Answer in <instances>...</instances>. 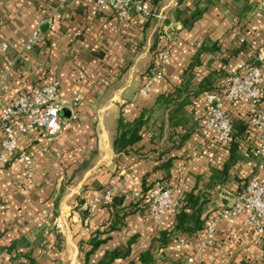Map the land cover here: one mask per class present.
<instances>
[{"label":"crops","instance_id":"1","mask_svg":"<svg viewBox=\"0 0 264 264\" xmlns=\"http://www.w3.org/2000/svg\"><path fill=\"white\" fill-rule=\"evenodd\" d=\"M185 1L158 0L159 14L153 15L154 19L132 14L131 21L124 24L114 11L98 10L94 0H65L61 7L58 0H0V44L8 45L10 56L23 50L33 31H40L39 43L24 54L10 77L12 96L54 79L70 103L69 117L74 116L68 133L47 147L39 137L20 141V149L34 154L31 182H25L19 163L0 165V264H99L107 252L128 242L130 256L111 264H128L150 248L158 264H263L264 238L256 239L243 226L248 213L239 215L232 225L220 222L211 236L198 233L190 243L187 241L186 252L192 257L189 261L175 251L172 240L164 249L154 242L160 232L171 229V217L153 223L147 210L138 206V212L115 223L103 208L93 215L87 211L90 198L110 186L124 192L126 204L131 203L127 193L141 192L146 180L148 185L168 186L174 198L192 190L206 193L204 216L210 217L229 209L234 195L257 174L252 154L255 139L250 133L241 143L238 160L227 179H212L222 170L229 152L199 127L197 118L204 112V94L185 107L183 122L177 127H171L170 115L157 99L172 96L180 87L183 72L203 44L214 43L221 50L200 56V65L192 70V85L216 71L221 74L214 92H221L228 80L225 67L253 61L257 47L249 41L252 38L246 27L248 18H263L264 1L260 0L258 9L239 22L235 16L234 23L225 16L212 21L208 5L202 19L190 30L182 29L170 16L192 3ZM226 1L238 8L235 0ZM238 23H243L242 28L233 27ZM156 25L162 28L157 31ZM239 33L244 34L246 52L223 64L221 59L228 57L225 50ZM155 46L170 52V62L162 80L145 92L143 83L158 63L152 50ZM46 62L48 67L44 68ZM29 64L40 80L36 85L28 79ZM75 98L78 102L73 105ZM232 107H228L231 117L249 125L247 107ZM144 110H151L152 115H144L142 141L127 155L115 154L112 140L118 120L132 122ZM91 152L95 155L90 168L77 172ZM259 176L264 180V172ZM65 177L71 179L67 188ZM96 235L104 242L92 251L90 242ZM202 242L205 245L201 246ZM12 245L14 248L9 249Z\"/></svg>","mask_w":264,"mask_h":264},{"label":"built area","instance_id":"2","mask_svg":"<svg viewBox=\"0 0 264 264\" xmlns=\"http://www.w3.org/2000/svg\"><path fill=\"white\" fill-rule=\"evenodd\" d=\"M64 2L58 0V7ZM94 3L100 11H114L124 24L131 21L132 14L144 18L153 16L148 0H94ZM39 37L40 31L36 29L16 56L9 55L6 43L0 44V165L4 167L13 161L19 163L27 183L32 181L36 165L34 154L20 149V141L29 136L39 137L43 140V147H47L57 137L68 133L74 120V116L68 119L62 116V111L70 103L64 98L57 80L51 79L21 89L12 96L10 77L16 65L23 61L24 54L31 52ZM157 61L143 83L142 90L145 92H150L152 86L164 77L170 62V52L163 50ZM224 71L228 74V80L223 90L204 94V112L197 118L199 127L212 134L219 146L229 148L234 137L233 119L228 107L245 105L255 139L252 153L256 159L257 174H253L234 195L230 209L220 210L206 221L205 235H213L220 222L232 225L239 215L248 213L249 217L243 226L259 239L264 234V180L259 176L264 172V40L253 54L252 62H237L225 67ZM77 102L75 98L72 104ZM118 192L126 195L120 190ZM115 193L116 189L110 186L93 195L87 206L88 213L93 215L99 208L110 204ZM127 195L132 201L144 197L148 216L153 223H158L164 217H174L180 207L181 199L174 198L172 190L161 183H154L143 195L135 191ZM172 243L175 251L191 261L192 257L186 252V239L178 237ZM202 245L205 243L202 242Z\"/></svg>","mask_w":264,"mask_h":264},{"label":"trees","instance_id":"3","mask_svg":"<svg viewBox=\"0 0 264 264\" xmlns=\"http://www.w3.org/2000/svg\"><path fill=\"white\" fill-rule=\"evenodd\" d=\"M184 1L185 0H178L179 4H182V2ZM190 1L192 3L189 7L184 8L182 10L176 9L174 11V21L179 23L182 29L185 30H190L196 22L202 19L203 15L206 12L207 6L211 3L209 0L204 3H201L199 0ZM148 2L150 4L151 9L153 10V8L157 5L158 0H148ZM234 2L238 5V8H236L235 16L237 19L236 21L239 22V20L253 14L254 11L258 9L260 0H235ZM256 15L257 14H255V16ZM243 35V33H239L237 36L235 35L236 38L232 41V46L230 47V49L225 50V53L228 54V57H223L221 59V62L223 64H228L229 59H237L241 53L246 52L247 44L242 41ZM220 50L221 47L214 43L209 45H201L197 50L195 56L193 57L191 63L183 72L182 84L180 85V87H177L174 90L172 96H161L157 99V104L161 107H164V110L167 112V115H170L169 121L171 123V127H177L182 124L183 115H185V107L190 106L193 102L192 100L195 99L198 95L214 93V86L220 78L219 76L221 73H218L216 71L211 72L207 76L202 78L197 85L194 86L192 85V70L200 65L199 58L202 54H218ZM161 52V50L157 51L154 55V58L158 59L161 55ZM249 62L252 61L250 60ZM151 113V110H144L141 112L140 116L132 122H126L122 118L118 120L117 132L112 140V148L115 154L127 155L128 152L132 150V148L136 144L142 141L145 131L144 126L146 124V120L144 121V115H152ZM251 129L252 127L250 124L244 125L243 123L235 121L233 119L234 142L229 148H226L229 152L228 160L224 164L222 170L218 171L215 174L216 177H214L213 175L212 179L219 181H224L227 179L230 169L238 160V156L236 154L241 149V143L247 140L249 134L253 132ZM185 139V137L182 138L183 141ZM90 154L91 155L90 157H88V160L82 162L78 166L77 172H83L90 168V162L93 156L95 155V152H91ZM167 169L168 168L166 167V170ZM152 185L153 184L148 185L146 180H144L143 187L141 190L142 195ZM114 188L116 189V193L112 197L110 204L102 208L107 210L110 217L113 216L116 219L115 223H121V221L124 220V218H126L127 216L138 212V210H140L138 206H141L142 208H145L147 210V203L144 200L143 196H141V198L137 201H131V203L126 204V195L120 194L118 192L119 188L115 186ZM105 189H102L101 191ZM194 191L195 190H192L188 193H185L183 197H180L181 200L179 210L174 217H171L173 219L171 229H169L168 231L160 232L157 240H154V242H158L159 248H166V246L170 243L171 240L173 242V240L178 237H183L184 239H186V241H188V243H190V240L195 238V235H197L198 233L205 234V223L209 218L213 217L204 216L205 206L207 204L206 198L208 195L206 193H195ZM112 229L113 228L109 230ZM263 238L264 234L259 239ZM103 242L104 241L99 240L98 235H96L94 239H92V241L90 242L92 251L95 250L98 246H100ZM14 246L15 245H12L9 249L14 248ZM130 246L131 243L128 242L124 246L115 248L112 251L107 252L104 255L103 260L99 264H111L117 259L128 258L131 252ZM128 264H158V262H156V260L154 259L153 249L150 248L147 251L140 253L135 261H130ZM242 264L250 263L243 262Z\"/></svg>","mask_w":264,"mask_h":264},{"label":"rangeland","instance_id":"4","mask_svg":"<svg viewBox=\"0 0 264 264\" xmlns=\"http://www.w3.org/2000/svg\"><path fill=\"white\" fill-rule=\"evenodd\" d=\"M178 0H175V2H177ZM188 1V0H187ZM197 1V0H196ZM201 3H204V2H206L207 0H199ZM211 3L209 4V12L210 13H208L210 16V18L212 19V21H214V17H222V16H225V18H227L228 20H230V19H232V22L234 23L235 22V8H233L232 6H230V5H232L230 2H227L226 0H209ZM217 1H219L218 3H217ZM262 1H264V0H262ZM186 2V1H185ZM158 3V2H157ZM217 3V4H216ZM216 6H218V7H216ZM172 7V6H171ZM215 7V8H214ZM173 9V8H172ZM159 9H158V7H157V5L153 8V15L155 16V15H158L159 14ZM165 13H163V15H164ZM169 14H170V12H169ZM154 16H152V17H149V18H144V17H142L141 19H144V20H147V19H149V20H151V19H154ZM170 16H173L174 17V14L173 13H171L170 14ZM140 19V20H141ZM137 23H139V22H137ZM145 22H143V24H144ZM247 24H248V26L249 27H246V28H248L247 30H246V33H247V35H248V37H251L252 39H250L249 41H252L253 42V45L255 46V47H260L261 46V44H262V42H263V40H264V16H263V18L261 19V18H256V17H250V18H248V22H247ZM138 25H140V24H138ZM242 25H243V23H238L237 25H233V27H235V28H242ZM213 26H214V24H213ZM156 28H157V31H158V29H160V28H162L161 27V25H156ZM229 33H230V31H229ZM160 35V33L158 34V36ZM234 35V34H233ZM246 35V36H247ZM228 36L230 37V34H228ZM232 37V36H231ZM235 37V36H234ZM230 39V38H229ZM39 43V40H38V42L35 44V46L37 45ZM152 50H154V52L156 53L157 51H159L158 50V46L156 47L155 46V48L154 49H152ZM31 57L32 58H36V56H34L33 54H31ZM48 62V61H47ZM47 62L45 63V65H44V68L45 67H48V65H47ZM43 63H39V65H42ZM39 65H38V67H39ZM27 67H28V69H27V71L29 72V75L30 76H28L29 78V80H30V82L32 83V84H37V83H39L40 82V80H38L37 78H36V76L35 75H33V70L31 69V67H33V65L31 66V64H29V65H26ZM226 73V72H225ZM68 110L67 109H64L63 111H62V116H63V118H68L69 117V112H67ZM22 149V148H21ZM22 150H24V149H22ZM67 178L65 177V179L63 180V183H64V186H66V188L68 187V186H70L71 185V179L70 180H68L67 182ZM173 193V192H172ZM181 254V253H180ZM182 255V254H181ZM183 256V255H182Z\"/></svg>","mask_w":264,"mask_h":264},{"label":"water","instance_id":"5","mask_svg":"<svg viewBox=\"0 0 264 264\" xmlns=\"http://www.w3.org/2000/svg\"><path fill=\"white\" fill-rule=\"evenodd\" d=\"M45 26V25H44ZM46 27V26H45ZM45 28L43 27V29L42 30H44ZM256 65H257V63H256ZM233 204V203H232ZM232 204L231 205H229V209L232 207Z\"/></svg>","mask_w":264,"mask_h":264}]
</instances>
